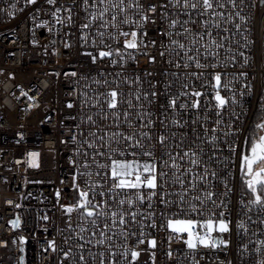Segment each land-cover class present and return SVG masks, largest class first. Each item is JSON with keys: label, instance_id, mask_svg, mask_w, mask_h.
<instances>
[{"label": "snow or ice", "instance_id": "obj_1", "mask_svg": "<svg viewBox=\"0 0 264 264\" xmlns=\"http://www.w3.org/2000/svg\"><path fill=\"white\" fill-rule=\"evenodd\" d=\"M45 3L56 24L76 28L86 49L82 54L96 68L95 77L91 71L80 75L76 83L83 87L74 89L78 115L71 117L74 127L65 142L76 157L69 163L77 200L60 209L69 232L65 245L72 233L78 243L65 250L48 241L64 257L57 264H142V252L156 264L152 230L159 228L167 233L168 264H200L195 254L201 249L231 254L217 264H264V92L253 91L245 70L258 43L264 51V36L249 38L256 3ZM17 10L12 0L0 13L12 18ZM149 27L155 38L147 39ZM149 47L156 55L144 51ZM137 54L148 55L152 64L158 56L169 67L159 77L128 75ZM20 95L33 102L27 107L37 106L34 95ZM253 95L256 104L246 108ZM66 107L73 109L74 103ZM17 135L23 138L22 132ZM27 155L30 166L39 167V153ZM10 223L18 227L19 216ZM131 237L146 247L131 246ZM17 239L23 246L26 237ZM173 240L182 248L173 249Z\"/></svg>", "mask_w": 264, "mask_h": 264}, {"label": "built area", "instance_id": "obj_2", "mask_svg": "<svg viewBox=\"0 0 264 264\" xmlns=\"http://www.w3.org/2000/svg\"><path fill=\"white\" fill-rule=\"evenodd\" d=\"M10 2L12 0H0V8ZM247 2L256 3V7L250 9L252 32L249 38L259 40L264 36V5H259L258 0ZM17 3L14 17L0 13V264H19L21 256L24 264H57L64 257L59 251L54 252L48 241H54L57 249L65 250L67 246L75 248L78 243L72 233V239L65 245L64 237L69 236V232L60 209V205L77 200V192L72 187L74 169L69 163L70 157H76L73 145L65 142L69 129L74 127L71 117L78 115L74 89L83 87L82 83H76L80 75L91 71L95 77L96 68L82 54L86 49L79 42L76 28L56 24L48 14L50 8L45 0H37L34 6H26L24 0ZM37 8L40 11H36ZM45 21L47 23H43ZM156 35L151 27L147 29V39ZM66 43L71 47L66 48ZM144 51L156 55L153 47ZM249 55L253 63L245 70L250 73L253 91L264 92V59L261 58L264 51L259 43ZM168 67L158 56L157 63L152 64L148 55L137 54L136 62L129 63L126 72L143 79L146 72L159 77ZM72 71L77 72V77H71ZM21 91L34 95L37 106L27 107L33 102L21 96ZM70 101L74 103L73 109L66 107ZM256 102L257 97L253 95L244 106L247 108ZM18 132L23 133L22 139ZM33 152L39 153V167L30 166L32 158L27 154ZM45 215L47 220L43 219ZM17 216L20 223L14 228L10 222ZM73 222H76L75 213ZM152 235L158 243L156 264H168L164 254L168 246L167 233L159 228L152 230ZM19 236L26 237L23 246L17 239ZM128 243L133 247H146V244L137 245L135 237ZM172 247L180 249L182 245L173 240ZM195 256L200 264H217V258H231L229 252L216 249H201ZM139 259L142 264H152L149 252H142Z\"/></svg>", "mask_w": 264, "mask_h": 264}]
</instances>
